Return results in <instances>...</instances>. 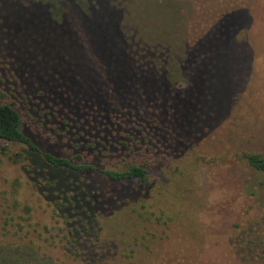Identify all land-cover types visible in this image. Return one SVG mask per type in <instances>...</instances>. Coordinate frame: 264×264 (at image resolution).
Returning <instances> with one entry per match:
<instances>
[{
    "label": "trees",
    "instance_id": "16d2710c",
    "mask_svg": "<svg viewBox=\"0 0 264 264\" xmlns=\"http://www.w3.org/2000/svg\"><path fill=\"white\" fill-rule=\"evenodd\" d=\"M178 9L173 0H0L1 151L19 148L12 164L59 185L48 203L54 226L33 222L18 180L0 191V256L14 259L0 264L163 260L149 225L186 216L161 206L182 148L177 105L154 99L182 81ZM242 157L264 175V152Z\"/></svg>",
    "mask_w": 264,
    "mask_h": 264
},
{
    "label": "rangeland",
    "instance_id": "374dc122",
    "mask_svg": "<svg viewBox=\"0 0 264 264\" xmlns=\"http://www.w3.org/2000/svg\"><path fill=\"white\" fill-rule=\"evenodd\" d=\"M173 1L184 32L182 81L154 99L163 108L177 105L172 118L182 135L176 134L181 156L172 157L181 158L180 173L161 206L168 216L173 209L186 216L149 225L163 239L158 264H264V175L241 159L264 152V0ZM2 146L0 191L18 180L19 199L34 208L33 222L54 226L48 203L59 185L27 175L26 163L8 160L19 148L11 146L7 156ZM119 191L112 194L127 195ZM24 251L19 257L28 258Z\"/></svg>",
    "mask_w": 264,
    "mask_h": 264
}]
</instances>
